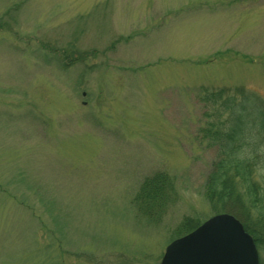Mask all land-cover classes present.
Returning a JSON list of instances; mask_svg holds the SVG:
<instances>
[{"label": "rangeland", "instance_id": "374dc122", "mask_svg": "<svg viewBox=\"0 0 264 264\" xmlns=\"http://www.w3.org/2000/svg\"><path fill=\"white\" fill-rule=\"evenodd\" d=\"M202 84L264 95V0H0V264H160L217 214ZM159 171L155 224L130 200Z\"/></svg>", "mask_w": 264, "mask_h": 264}, {"label": "trees", "instance_id": "16d2710c", "mask_svg": "<svg viewBox=\"0 0 264 264\" xmlns=\"http://www.w3.org/2000/svg\"><path fill=\"white\" fill-rule=\"evenodd\" d=\"M188 91L200 109L196 139L212 152L202 196L212 211L241 222L255 243L259 264H264V95L245 85L202 84ZM172 191L167 173L144 177L130 200L135 216L160 222ZM198 225L183 217L175 238Z\"/></svg>", "mask_w": 264, "mask_h": 264}, {"label": "water", "instance_id": "95a60500", "mask_svg": "<svg viewBox=\"0 0 264 264\" xmlns=\"http://www.w3.org/2000/svg\"><path fill=\"white\" fill-rule=\"evenodd\" d=\"M160 264H259L252 237L231 214L218 213L172 240Z\"/></svg>", "mask_w": 264, "mask_h": 264}]
</instances>
